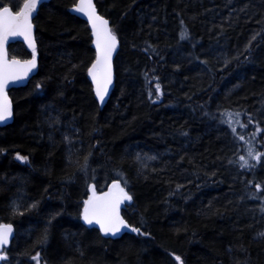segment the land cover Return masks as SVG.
<instances>
[{"label":"trees","instance_id":"1","mask_svg":"<svg viewBox=\"0 0 264 264\" xmlns=\"http://www.w3.org/2000/svg\"><path fill=\"white\" fill-rule=\"evenodd\" d=\"M76 2L40 6L38 71L9 92L0 224L14 238L2 264L37 253L39 264H264V155L248 157L264 153V0H96L120 43L103 109ZM9 54L32 53L18 42ZM114 182L140 233L109 237L82 219L90 186Z\"/></svg>","mask_w":264,"mask_h":264},{"label":"snow or ice","instance_id":"2","mask_svg":"<svg viewBox=\"0 0 264 264\" xmlns=\"http://www.w3.org/2000/svg\"><path fill=\"white\" fill-rule=\"evenodd\" d=\"M40 0H25L23 7L16 12L8 6H0V122L10 119L13 115L11 102L6 89L12 79H19L22 75H27L36 66L35 60V40L33 37L32 14L36 11ZM76 11L86 15L91 23L93 35L96 37L97 58L88 69L95 83L96 96L101 102L104 101L112 84V54L115 51L118 40L116 35L108 27V21L96 12L93 0H79ZM183 35V34H182ZM22 36L33 49V58L21 64L18 60L9 61L7 58L6 43L9 37ZM157 91L160 85H156ZM233 131H235L233 129ZM240 139H243L241 136ZM264 153H257L249 146L248 157L257 162L260 161ZM26 160L27 157H18ZM240 160L243 166H248L247 160L243 156ZM260 186L257 185V188ZM91 195L83 202L82 219L86 224H97L105 234L111 233L115 236L122 229H130L132 232L140 233V228L132 227L120 214V205L124 201H131L132 196L121 187L119 182H114L107 192L98 194L95 185L90 186ZM36 205H33L35 207ZM146 235V233H143ZM12 235V225L0 224V249H3L10 241ZM44 239H47L45 234ZM39 253L32 259L39 264ZM3 251H0V260H6ZM175 259L183 264L179 256Z\"/></svg>","mask_w":264,"mask_h":264},{"label":"water","instance_id":"3","mask_svg":"<svg viewBox=\"0 0 264 264\" xmlns=\"http://www.w3.org/2000/svg\"><path fill=\"white\" fill-rule=\"evenodd\" d=\"M49 1H51V0H40V3L37 5L36 11L32 14L33 37H34V40H35V50H36V48H37V42H36V28H35V24H34V19L36 18L37 14H38V11H39V9H40V6L43 5V4H45V3H48ZM24 3H25V2H24ZM24 3L21 5L20 9L23 7ZM78 4H79V0H77L76 4H75L73 7H71L69 11H70V13L73 14L74 16H76V17L82 19L84 22H86L87 25H88V27H89V29H90V31H91V36H92V48H93L94 51H95V60L93 61V63H94V62L96 61V58H97L96 37L93 35V30H92L91 23L88 21L86 15H84L83 13H80V12L76 11V6H77ZM93 4L95 5V9H96L97 14H98L99 16H102V15L99 13L98 9H97V6H96V0H93ZM8 7H9V6H8ZM20 9H19V10H20ZM19 10H17V11H19ZM12 11H13V12H16V11H14V10H12ZM102 17H103V16H102ZM103 18L106 19V20L108 21V27L111 29V23H110V20H108V19L105 18V17H103ZM117 40H118V38H117ZM18 42H19V43H23L24 46L26 47V49H27L28 51H30V52L33 51V49H32L31 47H29L28 42L25 41L24 38H23L22 36H13V37H9V39L7 40V43H6V50H7V58H8V60L11 61V60L15 59V60L20 61L21 64H23L25 61H30V60H32L33 57L30 58V59H28V60H20V59H17V58H10V55H9V46L12 45V44L18 43ZM119 47H120V43H119V40H118L117 47H116L115 51H114L113 54H112V60H111V63H112V84L109 86L108 93H107V95L105 96L103 102H101V101L99 100V98L96 96V92H95V87H96V86H95V83L93 82L92 76L89 75V73L87 74L88 80L90 81V83H91V85H92V88H93V93H94L95 99H96V101H97V103H98V105H99V107H100L101 109H103L104 106L107 104V102H108V100L110 99L111 94H112V92H113V90H114V88H115L116 75H115V67H114V63H115V59H116V56H117L118 51H119ZM35 60H36V66H35V68H33L30 72H28L27 75H22V76H20L19 79H12V80L9 81V83H8V87H7V89H6V92H7L8 98H9V100H10V102H11L13 115H12V117H11L10 119H8V120H6V121H4V122H0V127H4V126H7V125L13 123V121H14V106H13V101H12V99H11V97H10L9 92H10L11 90H13V89H16V88H20V87H24V86H26V85L28 84V82L30 81V79H31L34 75H36V73H37V71H38V57H37V55L35 56ZM93 63H92V64H93ZM92 64L90 65V67L92 66ZM90 67H89V68H90ZM122 206H123V203L120 205V214H121V216L123 217V215H122ZM123 218H124V217H123ZM124 219H125V218H124ZM127 223H128V222H127ZM10 225H12V224H10ZM87 225L90 226V227H92V228H95V229L99 230L103 235H105V236H110V237H118V236H121V235L125 234L126 232H128V230H129V229H122L119 233H117L115 236H113L111 233L105 234L104 232H102V231L100 230L99 225H97V224H95V223H93V224H91V225H89V224H87ZM13 238H14V227H13V225H12V235H11V237H10V241H9V243H8L7 245H5V246L3 247V249H0V251H4V249L7 248V247L11 244ZM175 257H176V256H174V261L176 262V264H180V261H177V260L175 259ZM2 261H3V260H0V264H2ZM183 264H184V263H183Z\"/></svg>","mask_w":264,"mask_h":264}]
</instances>
